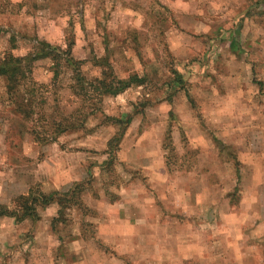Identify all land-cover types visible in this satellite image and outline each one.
<instances>
[{
    "label": "clouds",
    "instance_id": "obj_1",
    "mask_svg": "<svg viewBox=\"0 0 264 264\" xmlns=\"http://www.w3.org/2000/svg\"><path fill=\"white\" fill-rule=\"evenodd\" d=\"M35 2L41 10L34 17H0V28L7 32L0 39V61H5L9 55L24 59L31 54L35 59L44 42L52 46L49 49L52 56L66 59L72 55L78 61L84 60L85 56H75V50H70L69 44L74 37L76 49L97 45L96 33L100 30L93 16L99 6L98 0H90L87 4H81L79 0H63V8L54 0ZM69 2L74 5L70 9L67 8ZM127 2L139 5V9L131 11L117 2L113 12L112 0L104 5L112 16L104 26L117 35L126 31L138 32L147 40L143 65L131 51L124 52V55L131 60L129 67L132 71L140 79L147 78L148 84L120 91L114 96L97 93L95 89L101 87L100 82L119 89L120 82L128 80V75H105L107 69H93L89 63L82 69L88 81L83 86L86 95H79L80 85L70 79L64 86L67 89L68 84H72L78 95L65 92L58 107L50 100L42 111L59 126L65 121L78 120L82 131L65 138L58 137L51 129L46 131L45 127L33 124L31 127H35L38 133L46 135L47 144L38 145L33 137H26L18 146L17 159L22 162L18 168L12 166L4 149L5 137L12 131L14 118L10 113L6 119L0 118V212L6 213L0 219V264H54L53 253L61 247L68 264L73 259L82 264H112L111 258L104 256L101 249L120 253L121 264H153V261L162 264L163 259L173 258L169 251L173 240L186 239L193 231V224L187 221L199 220L209 209L218 207L237 186L244 188L243 210L239 218L225 217L230 224V228L225 229L226 234L241 241L239 247L229 245L236 248L235 261L254 257L257 249L247 247L249 240L264 244V224L250 235L240 231L242 226L248 227L245 221L264 220V180L261 179L264 176V93L253 82H264V4L256 7L253 0ZM21 3L23 0H8L9 8ZM81 8L84 30L79 23ZM249 11L251 19L247 15ZM161 13L176 18L177 23L165 24L157 32L152 17ZM73 18L77 21L74 29L69 27ZM241 20L245 23V35L251 46L239 59L229 56L224 61L218 60L217 56L224 49L218 48L216 29L224 23L223 32L235 34ZM13 35L16 37L15 48L9 44ZM209 37L213 38L209 45L211 50L201 43ZM154 45L157 46L155 54L151 50ZM57 47L59 51L55 50ZM85 55L90 59L91 50ZM95 55L102 59L104 53L97 49ZM193 56L201 60V63L192 65L191 71L197 73L194 83L203 91L191 102L181 99L179 108L176 103H165L174 94L158 91L163 89L165 65L183 67ZM204 60L208 62L203 63ZM45 63L49 67L55 64L51 58ZM154 69L161 74L155 75ZM52 75V72L46 73L37 85L51 87ZM20 91L26 110H31V97L23 88ZM180 91L175 89V94ZM0 94H3L0 98L6 101L3 88H0ZM85 100H88L87 104ZM143 102L154 105L149 109L152 126L138 139L133 137L135 144L114 142L121 131L117 127H110L93 137L87 136L85 130L96 129L102 121L111 119L115 123L124 115L135 117L136 111H144ZM134 104L137 105L135 109ZM4 107L0 105V112ZM141 127V121L136 120L132 132ZM146 144L149 147L146 148ZM218 149L227 150L236 158L238 166L244 169L242 179L233 170L236 161L224 165L216 160ZM45 153L46 159H37L38 155ZM192 158L197 162L194 163ZM201 163L205 166L201 167ZM70 181H76L86 191L99 192L100 199L94 205L85 201L83 207L91 208L101 219H112L111 215L105 217V213L109 201L118 199L122 203L113 211H123L126 217L142 216L143 223L138 222L126 230L113 226L95 232L90 239L80 229L81 222L90 223L83 214H78L79 222L74 227L63 228L55 235L50 234L46 226L36 234L35 230L29 231L26 221L17 223L18 218L24 220L25 207L33 205L30 186L43 184L44 196L71 200L77 189ZM52 189L56 190L55 195H52ZM53 215L54 212H49L45 219ZM56 220L59 222L60 217L57 216ZM176 232L181 236L176 237ZM215 247L217 244H205L194 251L201 261L211 264L215 259L211 250ZM240 248L245 251L241 253ZM180 256L185 261L193 259L191 251L183 248ZM55 264H66V261L59 258Z\"/></svg>",
    "mask_w": 264,
    "mask_h": 264
},
{
    "label": "rangeland",
    "instance_id": "obj_2",
    "mask_svg": "<svg viewBox=\"0 0 264 264\" xmlns=\"http://www.w3.org/2000/svg\"><path fill=\"white\" fill-rule=\"evenodd\" d=\"M81 4H87L90 3V0H79ZM109 0H98L99 6L95 10V14L93 16V19L96 22L97 28L100 30L96 33L97 37V45H89V48L86 49H76V41L75 38L71 40L73 42L72 49L75 50V56H85V59L82 60L83 63L81 65V70L84 67H87L89 63L92 64L93 69L95 68H104L106 69L107 66L112 67V72L114 75L117 73L127 74L128 76L132 73H135L132 71V69L129 67L131 64V60L127 56L124 55V52L131 51L133 54H135L136 59L140 61V63L144 64V50L147 46V40L141 36L140 33L134 32V31H126L123 33H120L119 35L115 33H110L108 31V28L104 25L112 19L111 14L105 9L104 5L108 3ZM117 2H120L124 8H130L131 11H137L139 9V5L137 4H129L127 0H112L113 8L112 11H115V4ZM159 0H157V3ZM256 7H259L261 4H264V0H253ZM54 3L58 4L61 8L65 7V3L63 0H54ZM74 5L72 3H67V8H71ZM40 6L36 4L35 0H23V3L17 5L15 8H9L8 6V0H0V17L5 18H11L16 17L19 18L21 15L23 16H33L38 11H40ZM167 11V10H165ZM103 14V15H101ZM81 19L79 21L80 27L82 30L85 28V22L83 19V8L80 10ZM249 19L252 18V13L249 11L247 13ZM153 21V27L157 30V32L160 31L161 27L165 24H176L177 20L176 18L172 17L171 15H164V14H158L154 15L152 17ZM77 21L73 18L69 21V27L75 28ZM181 23H190V21H181ZM226 23V22H225ZM224 23H221L219 27L216 29L215 32V38L218 39L219 44L218 48L224 49L223 53L217 56L218 60L224 61L229 56H237V59L240 58V56L244 55L245 51L251 46V42L248 39V37L245 35V23L243 20H241L239 28L236 30L235 34L232 33H224L223 32ZM162 34V33H161ZM187 34V33H186ZM7 35V32L0 28V39L3 38V36ZM15 36V35H14ZM27 38V37H25ZM16 40V37H15ZM213 42V38L209 37L207 41H202L204 48H209V45ZM259 42V41H257ZM17 46V45H16ZM89 49L91 50V57L89 59L88 56L85 54L89 52ZM97 49L102 51L104 53V56L102 59L96 58V52ZM151 50L155 54L157 51V46H151ZM209 50H211L209 48ZM193 52H195V49H193ZM74 57V56H73ZM75 58V57H74ZM49 58L39 59L36 60L33 64V72L32 76L35 80L42 79L46 73L52 72L50 70V67L45 63ZM76 59V58H75ZM109 62V63H108ZM207 60H204L203 63H207ZM201 63V60L198 59L196 56H193L191 60L188 61L187 64L181 66H168L165 65V75L163 80V89H158V91H171L174 94L170 95L168 99L165 101V103L172 104L176 103L177 108L181 107L179 101L181 99L187 100L191 102L193 100V97H197L199 93L203 91L201 86L199 84H195L194 81L197 79V73L191 71V67L194 64ZM110 64V65H109ZM39 65V66H38ZM203 66V64H201ZM60 69V75L57 79L59 81L55 83L56 88V96L58 99V106L62 103V95L65 92H71L73 96H76L72 93L71 89L67 86V89L64 86V83L67 82V76L70 74V69L64 67L61 65L59 67ZM185 69L188 71L186 72ZM227 70V69H226ZM155 75L159 76L161 73L159 70H155ZM84 75V74H83ZM85 76V75H84ZM86 77V76H85ZM257 87L260 88L261 92L264 93V82H256L253 81ZM149 83V80L147 78L144 79L142 84L138 85H131L130 87L126 88L125 90L129 88H137L141 85H146ZM0 88L4 89V82L3 79L0 77ZM179 88L181 91L179 94H175V89ZM5 90V89H4ZM124 90V91H125ZM3 94H0V97H2ZM2 98H0V105H4V111L0 112V118H7L8 114H11V117H13V128L12 131L5 137L4 141V149L5 154L8 158V160L11 161L12 166L14 168H18L22 166V162L17 159V153L19 151V145L25 140L26 137L30 136L27 132H25V129L29 127L30 122H26L21 119V117L15 113H13L9 107H7L3 103ZM69 103L71 101L69 100ZM154 105L149 102H143L141 104V107L144 108V111H136L135 117H129V121L126 123L125 120L128 118L127 115L121 116L115 123L108 119L106 121H102L101 124L93 130H85L87 136L93 137L99 134H102L107 131L110 127H117L123 130H121V138L118 140V143L120 145H124L128 142H131L135 144V139L133 137H136L137 139L144 135V132L147 130V128L151 127L152 124L149 123V109L152 108ZM137 105H133V108L135 109ZM97 113L100 112V109L96 110ZM136 120L141 121L142 127L138 129L135 132H132L133 126L135 124ZM152 120L154 121L155 118L153 117ZM126 124V127H125ZM82 131L76 130L73 132H65L58 137H65V138H71L76 133ZM118 132L117 134H119ZM132 132V135L130 136L129 133ZM195 132V130H194ZM195 139V135L193 137ZM37 143V142H36ZM38 145H46V143H37ZM145 147H149L147 144ZM107 154V153H106ZM38 160L46 159V153L44 155H38ZM193 162L196 163V158H192ZM216 160L219 161L221 164L228 165L232 164L234 161H236V158L233 157L227 150H217L216 154ZM238 161H236V166H234V171L238 178L242 179L241 173L244 171V169L240 168L238 166ZM205 164L201 163V167H204ZM237 168L238 171L235 169ZM239 173V174H238ZM261 179L264 180V176H261ZM70 184L74 185L77 189L76 194L73 196L69 202H66L64 205H59L56 202H52L50 204L37 206L36 209V216L25 217L24 220L17 222V223H24L25 221L29 224V231L35 230L36 234H39V231L44 229L45 226L47 227V230L50 234H57L59 231H61L63 228H68L69 226H75L79 222L78 214L86 215L90 221L89 224L85 225L82 222L80 223V229L83 233H85L87 239H90L92 235L95 232H98V224L99 223H112L114 224L116 221L121 226H126L127 221H129V217H126L123 211L116 210L118 205L122 203L121 200H110L108 207V213H105V217L112 214H117V219L112 217L111 220L108 219H101L100 215L94 211H92L91 208H84L83 204L85 201H87L88 205H94L95 201H98L100 199L99 192L98 191H91V190H84L82 189L79 184L76 181H70ZM250 187V185H249ZM30 191L36 192H42L44 193L45 188L43 184H37L35 186H30ZM55 189H52L51 192H55ZM243 201H244V188L237 186L234 187L224 198L223 201L220 202L219 206L214 209H209L208 213H206L204 216H208V218L211 217L210 222H208L207 226H204L205 228H208L210 230V233L207 235L208 239L210 238V243L207 242L206 244H217V247L213 248L211 250V256L215 257L214 260L211 261V264H223V238L224 240H231L236 239V237L228 236L225 232L226 228H230L229 222L225 219V217L228 216H235L237 218L240 217L241 212L243 210ZM114 206V207H113ZM117 206V207H116ZM61 208V209H60ZM60 209L59 212H57ZM232 209H236L238 211H230ZM49 212H54L55 215L48 217L45 219V216ZM248 215H251L249 212ZM59 216L60 220L57 222L56 217ZM4 216H0V219H3ZM203 217V216H202ZM175 219V218H174ZM187 223L193 224V220H188ZM199 223H203V221H200ZM245 223L248 225L247 228L241 227L240 231L244 235H250L252 231H257L261 229V225L264 224V220H256L255 222H249L245 221ZM200 229L204 228L198 226ZM194 229V225H193ZM214 232L216 233L214 235ZM189 236H192V233L189 234ZM201 236V235H200ZM29 239H33V236H29ZM201 237L200 239H202ZM60 239H63L61 236ZM252 241V240H251ZM202 243V241H201ZM238 243L241 244V241H238ZM250 242L248 241L247 244ZM257 248L260 249V264H264V244H258L255 243ZM253 244V245H255ZM252 245V243H251ZM175 243L172 242V246L169 248V251L172 252L173 249H175ZM100 251L103 252L104 256L110 257L112 260V264H121V255L120 253L116 252L113 249L104 250L101 249ZM54 257V264L55 260L59 258H64L66 261V264H68L67 257L65 255V250L61 247L56 252L53 253ZM248 262L249 259H247ZM181 258H175L172 259H163L162 264H180ZM71 264H82V262L77 261L76 259H73L71 261ZM141 264H144V262H141ZM153 264H155V261H153Z\"/></svg>",
    "mask_w": 264,
    "mask_h": 264
},
{
    "label": "trees",
    "instance_id": "obj_3",
    "mask_svg": "<svg viewBox=\"0 0 264 264\" xmlns=\"http://www.w3.org/2000/svg\"><path fill=\"white\" fill-rule=\"evenodd\" d=\"M9 44L13 48L16 47V40L14 35L9 40ZM72 45L73 42H70V50L72 49ZM51 47L52 46L50 44L44 42L42 44L39 56L35 59L31 56V54H29V56L24 59L13 58L9 55L5 61H0V77L3 79L5 89L4 92L7 96V100H3V103L7 107H9L13 113L19 115L22 120L30 122V125L28 128L25 129V132H27L31 137H33V139L37 143H46L47 137L46 135L42 136L40 133H38L35 127H31L33 124H36L40 127H45L46 131L48 129H51L53 132H56L57 136L65 132H73L82 129V125L79 123L78 120L65 121L63 126H59L55 123L54 120H50L42 114L43 108L49 103L50 100L58 107V99L56 96L57 94L55 92V83L56 81H59V79L57 78L60 75L59 67H61V65L70 69V74L69 76H67L66 81L70 79H75L77 81V84L80 85L79 95H86V93H84L83 86L88 83L86 77L83 75L81 70V65L83 63L82 60L78 61L72 55H69L66 59H61L58 56H52L51 52L49 51ZM55 50L59 51V48L57 47ZM44 58H51L55 62L54 66L50 67V70L53 74L51 87H48L46 85L38 86L37 80H35L32 76L34 62L36 60ZM106 69L108 71L107 73H105V75L115 77L112 72L111 66H107ZM143 81L144 79H140L136 73H132L128 76V80L120 82L121 87L119 89L111 88L105 82H100L101 87L96 88L95 90L97 93H102L103 95L114 96L118 94V92L124 91L131 85L142 84ZM68 87L69 89H71L74 95H78L76 88L72 84L69 83ZM21 88H23L25 92H27L28 95L31 97V100L29 101V104L33 105L31 110H26L27 105L24 103L23 94L20 91ZM85 103L87 104L88 100H85ZM37 109H40V111H38ZM96 110H98V108ZM129 117L130 116H128L124 123L129 121ZM57 118L60 117L58 116ZM121 130H123V128ZM121 132L116 135L114 142H118V140H120ZM30 193L33 200V205L31 207H25L24 218H32L33 216L37 217V206L56 202L60 207L66 202H69V200H54L50 196H44V193L40 191L37 192V194L34 191H30ZM55 194L56 191L52 193V195ZM60 209L57 212H59ZM4 215H6V213L0 212V216ZM20 221L21 220L18 218L17 222Z\"/></svg>",
    "mask_w": 264,
    "mask_h": 264
},
{
    "label": "crops",
    "instance_id": "obj_4",
    "mask_svg": "<svg viewBox=\"0 0 264 264\" xmlns=\"http://www.w3.org/2000/svg\"><path fill=\"white\" fill-rule=\"evenodd\" d=\"M236 171L237 168L235 169ZM239 174V173H238ZM110 208H112L111 206H109ZM114 207V206H113ZM117 207V206H116ZM108 213V212H107ZM112 217L115 219H117V214H112ZM211 217L208 218V216H203L201 217L199 220H193V225H194V229L191 232L192 236H187V238H181V239H174L173 242L175 243V249H173V251L171 252L173 254V257L180 259V249L183 248L186 251H191L193 259L185 261L181 259V263L180 264H205L204 261H201L198 257V254L194 251V249L196 247H204L206 244V240L207 242L210 243L211 239L207 237V235L210 233V230L208 228H202L200 229L198 226L200 225H204L207 226L208 222H210ZM144 218L141 217H129V221H127L126 226H121L120 224H118V222L116 221L114 224L112 223H99L97 228L98 231L110 228V227H120L122 229H127L129 226H134L135 224L139 223H143ZM200 221H203V223H199ZM201 235V236H200ZM176 237H180L181 233L180 232H176L175 233ZM201 237H203L202 239H200ZM202 241V243H201ZM239 240L237 239H231L229 241L224 240L223 238V264H260V248L256 246V244L249 240V244H247L248 248H256L257 252L254 254V257H247L245 259H243L240 262L235 261V256H236V248H230L229 245H236L237 247L240 246V243H238ZM252 243V245H251ZM255 244V245H253ZM258 245V244H257ZM245 251L244 248H240V252L243 253ZM250 262H248V260Z\"/></svg>",
    "mask_w": 264,
    "mask_h": 264
}]
</instances>
